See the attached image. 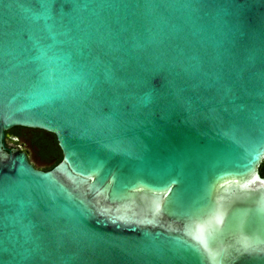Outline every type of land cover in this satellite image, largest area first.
Masks as SVG:
<instances>
[{
    "label": "water",
    "instance_id": "95a60500",
    "mask_svg": "<svg viewBox=\"0 0 264 264\" xmlns=\"http://www.w3.org/2000/svg\"><path fill=\"white\" fill-rule=\"evenodd\" d=\"M263 161L264 0H0V264H264Z\"/></svg>",
    "mask_w": 264,
    "mask_h": 264
},
{
    "label": "flooded vegetation",
    "instance_id": "af4514ba",
    "mask_svg": "<svg viewBox=\"0 0 264 264\" xmlns=\"http://www.w3.org/2000/svg\"><path fill=\"white\" fill-rule=\"evenodd\" d=\"M23 129H28V128H23V127H19V128H13V129H11V130H9L7 133H6V145H7V147L9 148V149H14V148H16V149H19V150H21V151H26L27 152V150H25V149H23L21 146H20V140H24L25 138H28L29 139V141H31L34 145H35V147L37 148V150L39 151V153L46 159L45 161V163L44 164H42V165H37V164H35L33 161H32V159H31V157H30V155H29V153L27 152V154H28V157H29V160L37 167V168H39V169H42V170H44V166H49V165H51V164H53L54 162H55V160L57 159V157H58V155H59V149H58V155L57 154H54V153H52L50 150H49V147H47V146H45V145H40L39 144V142H38V140H39V136L42 134V138H45L46 140H50V141H52V140H54V135L53 134H51V137H48V136H46L45 135V131L44 132H42V131H39V130H37V129H31V130H33V134H32V137H29V136H27V135H25L24 134V132H23ZM9 141H10V143L13 145V146H10V144H9Z\"/></svg>",
    "mask_w": 264,
    "mask_h": 264
},
{
    "label": "rangeland",
    "instance_id": "374dc122",
    "mask_svg": "<svg viewBox=\"0 0 264 264\" xmlns=\"http://www.w3.org/2000/svg\"><path fill=\"white\" fill-rule=\"evenodd\" d=\"M41 131V130H39ZM23 132L25 135L32 137V134L34 133L33 130L31 129H23ZM46 136L51 137L50 133H45ZM20 146L27 150V152L29 153L32 161L37 164V165H42L44 164L46 161V159L39 153V151L37 150V148L35 147V145L29 141L28 138H25L24 140H20ZM10 146H13L10 141H9Z\"/></svg>",
    "mask_w": 264,
    "mask_h": 264
},
{
    "label": "trees",
    "instance_id": "16d2710c",
    "mask_svg": "<svg viewBox=\"0 0 264 264\" xmlns=\"http://www.w3.org/2000/svg\"><path fill=\"white\" fill-rule=\"evenodd\" d=\"M15 128H19V127H15ZM42 131V130H41ZM42 132H44V131H42ZM54 137H55V135H54ZM38 142H39V144L40 145H45V146H47V147H49V150L52 152V153H54V154H57L59 151V155H58V157H57V159L55 160V162L53 163V164H51V165H49V166H44L43 168H44V170H50V169H52L56 164H58L61 160H62V157H63V155H62V152H61V149H60V147H59V145H58V142H57V139H56V137L54 138V140H52V141H50V140H46L45 138H42V134L39 136V140H38ZM59 149V151H58V149ZM259 172H260V174L264 177V161L261 163V165H260V167H259Z\"/></svg>",
    "mask_w": 264,
    "mask_h": 264
}]
</instances>
